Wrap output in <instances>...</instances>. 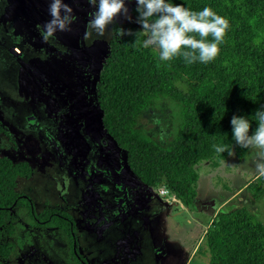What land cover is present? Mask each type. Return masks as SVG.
I'll list each match as a JSON object with an SVG mask.
<instances>
[{"label":"rangeland","instance_id":"obj_1","mask_svg":"<svg viewBox=\"0 0 264 264\" xmlns=\"http://www.w3.org/2000/svg\"><path fill=\"white\" fill-rule=\"evenodd\" d=\"M51 0H0V156L26 161L33 174L19 183L37 213H68L86 264H208L204 235L235 195L264 223V203L244 190L258 174L259 156L234 153L197 167V196L184 207L164 186L150 187L129 170L126 153L103 130L93 93L113 27H139L123 17L105 35L85 39L95 10L88 0H63L73 9L71 31L44 39ZM129 8L132 3H127ZM131 15V14H130ZM92 94V95H91ZM168 134L177 108L159 102L148 114ZM14 209L10 264H78L66 234ZM199 246V249H198Z\"/></svg>","mask_w":264,"mask_h":264},{"label":"trees","instance_id":"obj_2","mask_svg":"<svg viewBox=\"0 0 264 264\" xmlns=\"http://www.w3.org/2000/svg\"><path fill=\"white\" fill-rule=\"evenodd\" d=\"M168 2L193 11L210 7L228 20L216 58L206 64H187L183 57L160 61L158 49L144 46L146 36L135 35L142 31L139 24L124 28L133 35H122L121 28L113 27L94 99L102 128L125 151L131 173L150 187L164 186L189 208L197 196L199 165L216 167L229 153L238 159L264 155L259 148L239 147L231 126L234 115L245 117L252 135L258 127L253 117L264 110V0ZM131 3L135 20L136 0ZM161 101L177 108V126L168 134L148 117ZM0 133L6 134L1 121ZM216 146H224L225 152L218 153ZM33 172L26 161L0 156V264H10L13 246L2 242V237L13 232L12 215L18 206L28 210L37 224L62 230L74 260L85 264L74 245L72 218L54 209L37 213L31 199L19 190L20 181ZM244 190L252 201L264 203V176L257 175ZM237 195L217 211L204 235L208 264H264V223Z\"/></svg>","mask_w":264,"mask_h":264},{"label":"clouds","instance_id":"obj_3","mask_svg":"<svg viewBox=\"0 0 264 264\" xmlns=\"http://www.w3.org/2000/svg\"><path fill=\"white\" fill-rule=\"evenodd\" d=\"M95 9L90 14L86 25L85 39L93 33L104 36L109 26L118 18L123 17L133 22L129 14L126 0H88ZM131 3V0H127ZM135 9L138 14L135 23L142 27L137 36H146L143 41L145 47L159 50L160 61H171L176 57H183L185 63L197 61L208 63L219 54V45L223 43L229 22L216 14L210 7L202 11H193L181 4H173L168 0H136ZM51 19L43 26L44 39L52 37L56 32L71 31V25L76 17L73 9L63 0H51L49 4ZM122 35H133L129 30L119 29ZM211 37V41H209ZM258 121L254 134L249 135L250 120L234 115L231 119L233 139L241 148H259L264 150V110H258L253 117ZM218 153L225 152L224 146H216ZM232 155V153H229ZM255 171L264 176V155L255 161Z\"/></svg>","mask_w":264,"mask_h":264},{"label":"built area","instance_id":"obj_4","mask_svg":"<svg viewBox=\"0 0 264 264\" xmlns=\"http://www.w3.org/2000/svg\"><path fill=\"white\" fill-rule=\"evenodd\" d=\"M160 193L161 194H168L169 193V190L164 187L163 189H161Z\"/></svg>","mask_w":264,"mask_h":264},{"label":"flooded vegetation","instance_id":"obj_5","mask_svg":"<svg viewBox=\"0 0 264 264\" xmlns=\"http://www.w3.org/2000/svg\"><path fill=\"white\" fill-rule=\"evenodd\" d=\"M95 89H96V87L95 86H93ZM95 89H94V93H95ZM94 93H93V96H94ZM92 95V94H91ZM99 109V108H98ZM28 211V210H27ZM13 212H14V210H13ZM62 213H66V212H62ZM66 214H68V213H66ZM69 215V214H68ZM70 216V215H69ZM71 217V216H70ZM73 224H74V222H73ZM75 227V226H74ZM76 231V230H75ZM77 238V237H76ZM8 243V242H7ZM76 243H77V241H76ZM74 245H76L77 246V244H74ZM78 248V247H77ZM83 258V257H82ZM84 259V258H83ZM85 261V260H84ZM8 262V261H7ZM86 264V263H85Z\"/></svg>","mask_w":264,"mask_h":264}]
</instances>
